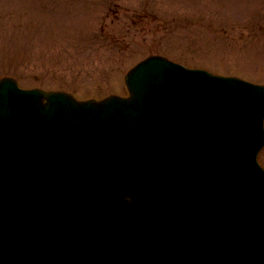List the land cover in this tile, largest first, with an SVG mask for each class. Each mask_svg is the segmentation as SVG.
<instances>
[{
    "label": "water",
    "instance_id": "water-1",
    "mask_svg": "<svg viewBox=\"0 0 264 264\" xmlns=\"http://www.w3.org/2000/svg\"><path fill=\"white\" fill-rule=\"evenodd\" d=\"M151 60L0 135V264H264V86Z\"/></svg>",
    "mask_w": 264,
    "mask_h": 264
},
{
    "label": "rangeland",
    "instance_id": "rangeland-1",
    "mask_svg": "<svg viewBox=\"0 0 264 264\" xmlns=\"http://www.w3.org/2000/svg\"><path fill=\"white\" fill-rule=\"evenodd\" d=\"M160 45L264 82V0H0V77L23 86L124 92L126 71Z\"/></svg>",
    "mask_w": 264,
    "mask_h": 264
}]
</instances>
